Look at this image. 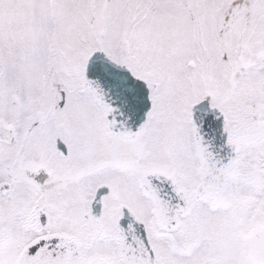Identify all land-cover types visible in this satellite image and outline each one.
I'll return each mask as SVG.
<instances>
[{"label":"flooded vegetation","instance_id":"af4514ba","mask_svg":"<svg viewBox=\"0 0 264 264\" xmlns=\"http://www.w3.org/2000/svg\"><path fill=\"white\" fill-rule=\"evenodd\" d=\"M137 52L120 60L105 52L123 69L102 65L101 98L83 74L78 94L51 78L54 60L32 86L20 73L31 57L0 54L9 56L0 78V264H259L247 232L261 217L247 221V199L227 186L213 205L195 192L204 168L192 104L217 106L236 137L225 103L234 73L214 101L222 82L216 72L203 85L207 64L156 68Z\"/></svg>","mask_w":264,"mask_h":264},{"label":"rangeland","instance_id":"374dc122","mask_svg":"<svg viewBox=\"0 0 264 264\" xmlns=\"http://www.w3.org/2000/svg\"><path fill=\"white\" fill-rule=\"evenodd\" d=\"M100 47L119 60L138 50L156 68L207 64L203 85L216 72L222 82L214 101L234 73V99L225 103L239 152L227 186L247 199V221L263 217L264 0H0V54L31 57L20 73L32 86L48 78L54 60L51 78L82 93L86 58Z\"/></svg>","mask_w":264,"mask_h":264},{"label":"water","instance_id":"95a60500","mask_svg":"<svg viewBox=\"0 0 264 264\" xmlns=\"http://www.w3.org/2000/svg\"><path fill=\"white\" fill-rule=\"evenodd\" d=\"M103 64H108V72L116 73L123 69L116 60L110 58L102 49L94 50L87 58L83 69V80L87 87L101 98L103 86L101 82ZM118 76V75H117ZM107 87L113 85L111 77H108ZM143 97V96H142ZM145 97V95H144ZM142 100V99H140ZM192 113L196 122L195 136L201 165L204 168L200 173V182L196 187L198 196H206L212 200L213 205H218L226 198V181L232 175V165L239 150L236 138L227 132L224 127L225 114L217 106L211 105L206 100H199L192 104ZM142 121L140 118L139 125ZM161 169H156L158 173ZM145 191H149L148 183L141 181ZM162 190L156 183L152 190V196L157 199V193ZM161 196V195H160ZM248 250L253 261L264 264V219L248 230Z\"/></svg>","mask_w":264,"mask_h":264}]
</instances>
